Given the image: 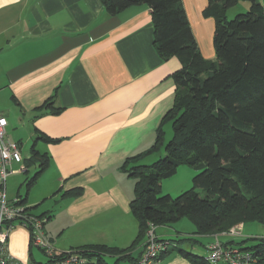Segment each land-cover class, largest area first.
I'll list each match as a JSON object with an SVG mask.
<instances>
[{
	"label": "crops",
	"instance_id": "crops-1",
	"mask_svg": "<svg viewBox=\"0 0 264 264\" xmlns=\"http://www.w3.org/2000/svg\"><path fill=\"white\" fill-rule=\"evenodd\" d=\"M183 2L202 54L215 59V21L203 15L208 1ZM180 67L179 58L163 60L158 54L147 4L110 14L100 0H0L4 109L29 125L30 140L35 142L37 131L61 139L58 143L36 141V148L47 152L50 161L26 197L27 205L40 204L35 213L48 216L45 230L59 250L93 244L127 248L135 241L138 221L130 207L135 180L120 166L154 143L173 106L176 85L172 73ZM51 97L53 106L61 108L56 114L44 106ZM163 151L141 163L149 164L145 160L160 158ZM40 184L46 186L37 195ZM79 187L83 188L81 195H63ZM47 200L50 205L39 209ZM195 230L194 223L180 219L177 225L159 226L156 234L177 241L194 236L191 243L200 244L206 254L207 244L215 238L223 243L238 239L224 232L197 235ZM185 242H174L170 248H184L181 243ZM144 247L141 243L130 250L132 257L138 258ZM193 247L184 249L193 253ZM9 250L24 264L35 261L30 232L23 226L12 231ZM99 260L93 256L89 264ZM102 262L134 264L108 254ZM157 264L194 263L175 250Z\"/></svg>",
	"mask_w": 264,
	"mask_h": 264
},
{
	"label": "trees",
	"instance_id": "trees-1",
	"mask_svg": "<svg viewBox=\"0 0 264 264\" xmlns=\"http://www.w3.org/2000/svg\"><path fill=\"white\" fill-rule=\"evenodd\" d=\"M100 1L110 14L147 4L158 54L163 60L179 58L181 67L172 73L176 85L174 103L164 116L154 143L127 157L120 166L135 179L130 207L138 221V236L127 248L93 244L73 250L86 253L89 261L98 256V264H103L105 254L138 264L142 252L133 258L130 250L141 243L146 245L151 225L158 228L187 217L194 223L197 235H206L227 231L236 223H264V3L249 0L247 12L229 19L227 10L238 0H207L203 15L215 20V59H207L201 53L183 0ZM52 98L44 106H50L51 113L56 114L61 108L53 106ZM167 122L173 130L168 141L164 138ZM38 139L47 143L61 140L37 131L30 155L24 161L28 168L38 164V169L27 178L25 197L15 196L24 204L50 161L47 152L36 148ZM162 148L164 157L152 164L141 163ZM181 164L202 168L194 176L193 186L177 197L162 193V180L174 175ZM199 187L204 196L198 192ZM82 192L79 187L66 190L63 195L76 197ZM39 205H28L27 209L48 217L34 212ZM193 237L175 241L192 242ZM254 239L259 242L245 249L264 262V237ZM175 250L183 252L194 264H212L205 256L179 245L168 248L161 257Z\"/></svg>",
	"mask_w": 264,
	"mask_h": 264
},
{
	"label": "built area",
	"instance_id": "built-area-1",
	"mask_svg": "<svg viewBox=\"0 0 264 264\" xmlns=\"http://www.w3.org/2000/svg\"><path fill=\"white\" fill-rule=\"evenodd\" d=\"M8 124L7 117L0 110V264H24L17 260L9 250L10 235L17 226H23L30 232L32 246L44 251L48 256V264H89L86 253L79 250L62 251L55 247L45 230L47 217H41L29 211L28 205L19 202L18 197H13L11 201L8 199L9 177L27 170L20 142L7 137ZM15 163L21 164V167L14 168ZM156 229L154 225L148 228L147 243L138 264H157L161 253L168 250L171 245H175L170 239H160L156 234ZM242 229L243 223H236L224 233L235 238L242 236ZM206 249V261L212 264L221 261L227 264H264L251 251L236 242L223 243L219 238H215L207 244Z\"/></svg>",
	"mask_w": 264,
	"mask_h": 264
},
{
	"label": "rangeland",
	"instance_id": "rangeland-1",
	"mask_svg": "<svg viewBox=\"0 0 264 264\" xmlns=\"http://www.w3.org/2000/svg\"><path fill=\"white\" fill-rule=\"evenodd\" d=\"M259 1L261 3H264V1H262V0H259ZM249 8H250L249 0H238L235 5L228 8L227 17L229 19L234 18L237 14L247 12L249 10ZM210 18H212V17H210ZM213 21H215V20H213ZM197 38L199 40V43L201 44L199 36ZM207 59H210V58H207ZM6 101H7V99L0 94V110L4 113V115L9 120L7 137L14 139V140L20 139L23 157L27 158L30 155V148L34 142L33 140H30L31 129H30L29 125L26 126L25 124L20 122V117H18L16 115V113H14L13 111L8 112L6 109H4V104L6 103ZM8 101L10 104H12L9 97H8ZM171 128L172 127H171L170 122L165 123V125H164V132H165L164 135L165 136H164V138H166L170 134L166 138V141H168L172 137V131L173 130ZM164 156H165V153L163 151L162 157H164ZM158 159L159 158L157 156L155 159L153 158L151 160H145V162L152 164L154 162V160L156 161ZM144 164H146V163H144ZM24 165L26 166V163H24ZM20 167H21V164H19V163L14 164V168H20ZM37 169H38V164H33L28 168V172L16 173V174H13L9 177V179H8V199L10 201L13 197H15L16 195H19V194L22 195L23 197H25L26 191H27V186H26L27 181H28L27 178L32 176ZM200 170H202L201 167L191 166L190 164H181L178 167V170L174 175H172L168 178H164L162 180V193H168L172 197H177L183 191H185V190H187L193 186V178H194V176H196L197 173L200 172ZM131 178L133 180H135L133 177H131ZM45 186L46 185H44V184H40L39 186H37V190L35 193H37V195H39L40 191H42ZM33 190H31L30 193ZM197 190L202 196L205 195L204 190L202 188L199 187V188H197ZM48 205H50V200H47V202L44 203L43 206L40 207L39 209H41L45 206H48ZM183 219H185V220H183ZM183 219H181V221H189V223H192V221L190 219H188L187 217H185ZM180 223L182 225L186 222H180ZM172 224L177 225V222L172 223ZM244 227L245 228L242 231V236H237L238 239L236 240L237 241L236 243L238 245L243 246L245 248L250 247V246H253L259 242V239H254V238L264 237V223L249 222V223H246ZM247 233L249 235L247 237H244L243 234H247ZM247 238H248V240H247ZM175 239L176 238L173 239L174 240L173 242H176ZM181 244L183 245L184 248H189L191 246H195V247H193V251H194L193 253H198V255H200V256L206 255V251H204L203 248L201 247V245L197 244V242L191 243L190 241H186L184 244L183 243H181ZM32 249H33V253L35 256L34 259L36 262L46 263L48 261V256L44 253V251H42L41 249H39L37 247H32ZM95 262L97 263V260ZM33 264H36V263L33 262Z\"/></svg>",
	"mask_w": 264,
	"mask_h": 264
},
{
	"label": "water",
	"instance_id": "water-1",
	"mask_svg": "<svg viewBox=\"0 0 264 264\" xmlns=\"http://www.w3.org/2000/svg\"><path fill=\"white\" fill-rule=\"evenodd\" d=\"M173 241V240H172Z\"/></svg>",
	"mask_w": 264,
	"mask_h": 264
}]
</instances>
